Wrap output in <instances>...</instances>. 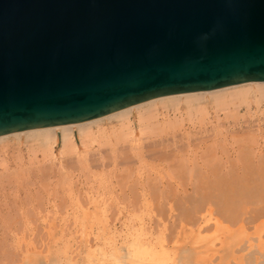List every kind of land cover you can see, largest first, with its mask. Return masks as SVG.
Instances as JSON below:
<instances>
[{
    "label": "water",
    "instance_id": "obj_1",
    "mask_svg": "<svg viewBox=\"0 0 264 264\" xmlns=\"http://www.w3.org/2000/svg\"><path fill=\"white\" fill-rule=\"evenodd\" d=\"M264 80V0H0V136Z\"/></svg>",
    "mask_w": 264,
    "mask_h": 264
},
{
    "label": "rangeland",
    "instance_id": "obj_2",
    "mask_svg": "<svg viewBox=\"0 0 264 264\" xmlns=\"http://www.w3.org/2000/svg\"><path fill=\"white\" fill-rule=\"evenodd\" d=\"M257 114L256 116L247 115L242 119V124L240 122L234 124V120L228 122L226 119H223L221 123L219 121L221 119L216 120L214 114H211L205 125L202 124V126L199 122L193 125L187 120L186 125L174 131L173 134L153 135V137L145 139L142 158L131 152L127 143H119L113 151L110 141L104 140L100 146L97 144L90 149L89 160L82 161V164L77 161L75 155H67L65 157L66 170L61 172L57 162L52 161L51 157L41 150H31L26 145L20 147L18 143L15 145L14 141L4 144L2 149L5 150L4 146L6 145L8 148L6 147L7 151L0 149V264H147V262L149 264H247L248 260V264L250 261V264H262L264 259L263 217L258 219L259 221H252L251 227V224H248L251 221L249 219L246 224L241 219L242 222L236 223L235 226V223H229L233 219L228 222L222 218L221 221L220 216L215 214L219 221L217 229L213 222L207 223L202 218L205 217L201 216L205 212L196 215V217L201 216L200 219L194 217L198 220V226L196 225L195 229L191 226L193 221H188L189 217L194 215L193 212H190V216L183 217L185 224L180 220L179 215L180 221L176 217L182 212L180 210L184 212L189 209L191 211L192 204L187 201V198L191 196L192 200L193 197L198 196L199 193H195L197 192L195 187L199 185L200 193L207 192L216 184L218 180L214 179L217 177L220 180L224 176L221 179L225 180L226 177L229 180L228 175L242 172L244 168H242L241 162L243 161L240 160L239 155H241L240 152L249 137H255L253 144L257 151L252 163L257 166L264 161L258 157L261 156L264 159V112ZM259 116L262 119H259ZM108 123L105 125H111L110 122ZM217 125V128H221L220 131L215 128ZM203 128L208 129V132H204ZM188 130L193 134L190 137L186 136ZM100 155H104L103 159ZM210 156L211 158L212 156L217 157L224 165L222 169H220L222 164L218 166L220 171L214 166L219 173L210 165L207 167V161L204 160ZM186 158L187 160L191 158L198 163L196 166L199 167L198 169L201 168V171L196 168L194 172H199V174L190 172V178L187 177L191 168L186 169V163L182 160ZM215 159L213 158V160ZM193 160L188 161L187 165L192 167ZM219 160L215 161L219 162ZM203 162L207 165H202ZM183 169H186L187 175ZM210 170L214 175L217 174L216 178L213 179L215 176L210 173L212 172ZM201 172L206 173L203 175L209 173L210 175L203 176ZM224 173L227 175L225 174V176ZM196 174L198 176L193 177ZM218 174H222L220 178ZM203 177L207 180L211 178L216 182L211 183L212 186L208 187L210 185L207 186L208 181ZM233 178L235 177H231L230 180L232 181ZM227 179L225 181H228ZM201 181H206L207 187L202 185ZM206 189L208 190L206 191ZM213 190L214 193H218V190ZM150 191L155 192L150 194ZM151 195L153 197L150 198ZM152 198L155 199L151 201L153 205L151 204L152 210H150L149 203L151 202L149 200ZM139 200L142 206L138 204ZM146 201L149 202L144 203ZM106 205L108 209L105 207ZM132 205H136V207L134 208ZM182 206L183 209H181ZM102 208L106 210L104 213ZM155 208V212H152ZM158 209L162 211L157 212ZM142 213L144 215H141ZM137 215L139 217H136ZM199 220H201L200 224ZM234 222L236 221L234 220ZM137 224L143 228H138L140 226ZM205 224L207 225L204 226ZM209 224L213 225L210 230ZM153 225L157 226L153 227ZM159 225L162 226H160L162 229ZM175 225H178L176 229L177 232L179 231L178 233L175 232ZM245 225H247V229ZM203 226L204 228L208 226L207 232L202 230ZM120 228L121 230L123 228V233ZM144 228L148 229L144 231ZM156 228L162 231L156 230ZM113 229H119L118 233L115 231L113 235ZM137 229L139 233L136 231ZM148 230L151 234L147 235L146 231L148 232ZM120 232L123 235L120 236ZM141 234L147 238L145 236L141 238ZM176 234V238H173ZM256 236L260 241L255 242ZM156 237L159 242L155 240ZM252 237L256 240H253ZM244 240L249 243L247 242L246 245ZM255 243H260L261 252L256 251L258 248ZM241 244H243L244 251L240 250L242 249ZM244 245L250 246L244 249ZM144 249L147 253L139 255ZM255 251L257 253H254ZM249 252L250 254H248ZM163 253L166 254L164 260L161 258ZM147 254H149V258Z\"/></svg>",
    "mask_w": 264,
    "mask_h": 264
},
{
    "label": "bare ground",
    "instance_id": "obj_3",
    "mask_svg": "<svg viewBox=\"0 0 264 264\" xmlns=\"http://www.w3.org/2000/svg\"><path fill=\"white\" fill-rule=\"evenodd\" d=\"M243 111H245V112H243ZM263 112H264V80H254V81L238 83V84H235V85H231V86H227V87H223V88H219V89H214V90L183 93V94L168 95V96H162V97L154 98V99H151L149 101H146V102L137 104L135 106L120 110L118 112L103 116L101 118H98V119L90 121V122L78 123V124H69V125H62V126H54V127H46V128H38V129H31V130H26V131L14 132V133H10V134H7V135H2V136H0V144H1L0 145L1 146L0 149L4 150V149H2L4 144H7L9 142L12 143L14 141L15 142L14 144L17 145L16 143H18L20 147H22L23 145H26L27 147H30L31 150L32 149L41 150L48 157H51L52 161L57 162L56 164L59 166V169H60V172H61L62 170H64V171L66 170L65 169V157L67 155H69V154L75 155L77 161L80 162V164H82L81 163L82 161L89 160L88 158H89V153L91 151L90 149L95 147L97 144L100 146L104 140L105 141H108V140L110 141V143L112 144L113 151H115V149H116V147H117V145L119 143H124V144L127 143L128 144L127 146H129L128 147L129 150H131V152L135 153L136 156L142 158L145 139L153 137V135L162 136V135H166V134H170V133L173 134L174 131L179 130L183 126H185L187 120H188V122L190 121V124L192 123L193 125H195V124H197L199 122V124H201V126H202V124L205 125L207 118L211 114H214V116L216 115V117H214V118H216V120L221 119V120H219V121H221V123H222L223 119L224 120L226 119L228 122H229V120H232V121L234 120L235 121L234 124L235 123H239V122H240V124H242V119L245 118L247 115L248 116L249 115L250 116H256V115H258L257 113L263 114ZM222 114H223V116H222ZM211 118H212V116H211ZM259 119H262L261 116H259ZM108 122H110L111 125H105ZM218 125L215 126V128L218 129V131H220L221 128H217ZM204 128H205V126H204ZM186 129H188V128H186ZM214 129L212 128V130H214ZM207 130L204 129V132L207 131ZM218 131H215V132H218ZM191 134L192 133L188 130L186 136L190 137V136L193 135V134L192 135ZM173 138H174V136H173ZM244 140H245V138H244ZM254 142H255V137H249V139H247V141H245L246 145L242 148V150L240 152L241 155H239V158H240L241 161H243L241 163L243 165L242 168H244V169H242V172L240 174H237V173L235 174L234 173V175L233 174L231 175L230 173H232L233 171L232 172H228L231 176L228 175L229 180L225 177V180L226 179L228 180V181H225V180L221 179V178H224V176L221 177V175L223 173L221 175L218 174L219 178L221 177L220 180H219L218 177L216 176L217 174L215 173V171H214V173L216 175H214L213 171L210 170V171H212L210 173H212L215 176V177H213V179L217 177L214 180H216V181L218 180V181L217 182L215 181L216 184H214L213 188H212L211 186H212L214 180L209 178V177H207V178H209L210 180H207L206 178L203 177L206 181H208L207 186L210 185L208 187H211L210 189L208 188L209 191H207L208 189H206V191L208 193L207 192H203V193L201 192L200 193V190H199L200 187L198 189L199 185L197 186V184L195 183L196 184L195 186H197L195 188L198 189V190L195 189V191H197V192H195V191L194 192L197 193V194L199 193L198 196L193 197L192 200H191V196H189L190 198H187L188 199L187 201L189 203H191L193 207L190 205L191 206L190 207L191 211L186 208L187 211L189 210L188 213H187V211H184L187 214L184 213L183 210L178 209V210H180L182 212H180V211H179L180 213L178 212L179 214H177V216H176L177 220H179L178 218L180 217L181 218L180 220L183 221L184 224H185V221H184L185 216L188 217V216H190L189 214H191L193 212L192 214H194L195 216L192 215L191 217H189V220H188V218H187V220L188 221L191 220V222L193 221V223H191V222H188V223H191L192 224L191 226L194 227V229H195L198 226V223H197L198 220L195 219L194 217H196V215H198V214L199 215L202 214V212H205L204 215H201V216H205V217H202V218H204V220L207 223L213 222L214 223L213 224L214 227L217 229L218 226H219V221H218V218L215 217L216 216L215 214H218L220 216L221 221H222V218H223L224 221L226 220L228 222H229V220L233 219L232 222L230 221L229 223H232V224L235 223L234 224L235 226L238 223H241L242 222L241 219H242L243 222H245L244 224H246L249 220H251V221H249L250 223H248V224L249 225L251 224V227H252V223H251L252 221L255 222L258 219L260 220V218H262V217L264 218V161H262L264 159L261 156H258V157L261 158L260 160L262 162L259 165H257V166H254V164L252 163L254 158H255V153L257 152L256 148L254 146L255 144H253ZM4 147H5V150L8 148L7 145L4 146ZM214 149H213V151H214ZM211 154L213 155V153H211ZM214 154H215V152H214ZM103 156H101L102 159H103ZM217 157L212 156V158H211V156H210L208 158V159L211 158L212 161H214V164H212L211 159L210 160H208V159L204 160V161H207L206 162L208 164L207 167H209V165H210V167L212 169H215V170H216V168L219 169L218 166H221L222 163L220 162V160ZM206 158H207V156H206ZM213 158L214 159L216 158L215 160H219V162H216L215 160H213ZM257 159L259 161V158H257ZM182 160H184V162L186 163L185 164L186 165V169L191 168V169H189L187 177L190 178V172L193 173V174L194 173H198L199 174V172H194V169H196V168L198 169L199 168L198 166H196L198 163H196L195 160L190 158V160H193L192 162H193V165L195 167L193 165H192V167L187 165V163L190 162V160H187V158L186 159H182ZM201 160H203V159H201ZM194 161H195V163H194ZM206 163H204L202 165H205ZM211 165H213V166H211ZM214 166L216 168H214ZM223 166L224 165L222 164L220 169H222ZM201 167H203V166H201ZM211 168H209V169H211ZM200 169H198V170H200ZM220 169H219V171H220ZM243 170H244V172H243ZM216 171H218V170H216ZM219 171H218V173H219ZM170 172H172V171H170ZM205 172H203V173L201 172L202 175L207 173V172L206 173ZM186 173H187V171H185V174ZM201 173L199 175L200 178L202 176ZM210 173L207 174V175L209 176ZM198 174L194 175L193 177H197ZM225 174L226 173H224V175ZM207 175H203V176H207ZM231 177H235V178H233V180L231 181L230 180ZM175 179H176V177H175ZM211 180H213V181H211ZM195 181H196V179H195ZM206 181H201V183H203L202 185L206 186ZM159 184H161V183H159ZM214 187H217V188H214ZM213 189L218 190V193L217 194L214 193ZM153 192H155V191H153ZM153 192H151L150 194H152ZM101 194H102V192H101ZM136 195H137V193H136ZM157 196H159V195H157ZM193 196H194V194H193ZM151 197H153V196L151 195L150 198ZM133 198H135V197H133ZM141 199H142V197H141ZM144 199H145V197H144ZM154 199L152 198L149 201L150 202L152 200L154 201ZM168 199L170 200V198H168ZM148 202L146 201L144 203H148ZM131 203H132V201H131ZM202 203H205L206 205L205 204H204L205 206L201 205ZM105 204H106V202L104 203V205ZM134 204H136L135 201H134ZM138 204L139 205L141 204L140 200H139ZM149 204H150V206H149L150 210H152V208H151V206L153 205L152 202L149 203ZM149 204H147V205H149ZM139 205L137 206L138 209L140 207ZM128 206H129V204H128ZM132 206L134 208L136 207V205L135 206L132 205ZM141 206H142V204H141ZM102 207H104V206H102ZM105 207L107 208V205ZM173 207L175 208V206H173ZM179 207H181V206H179ZM134 208H132V209H134ZM169 208H171V206H169ZM174 208H173V210H174ZM192 208H193V210H192ZM102 209H103V213H104L106 210H104V208H102ZM181 209H183V206H182ZM154 210H156V208L153 209L152 212H155ZM173 210H172V212H173ZM158 211H162V210L158 209L157 212ZM131 212L133 213L134 211H131ZM89 213H90V211H89ZM141 215H144V214L142 213ZM178 215H179V217H178ZM246 215H248L247 218H244ZM201 216H197V217H199V219H200ZM136 217H139V216L137 215ZM247 219H249V220H247ZM187 220H186V223H187ZM234 220L236 222H234ZM195 221H196V223H195ZM200 221L201 220H199V224H200ZM175 222L176 221H174V224H176ZM158 223H160V222H158ZM223 223H227V222H223ZM131 224H133V223H131ZM140 224H141V222H140ZM125 225H127V224H125ZM137 225L140 226L139 224H137ZM179 225H180V223H179ZM206 225L207 224H205L204 226H206ZM213 225H211V226H213ZM229 225L231 226V224H229ZM127 226H129V225H127ZM134 226H135V224H134ZM155 226H157V225H155ZM155 226L153 225V227H155ZM160 226L161 225H159V227ZM177 226L176 225L174 226L175 227V232H177V230H176ZM204 226H203V228H204ZM208 226H210V224ZM208 226H207V228H208ZM211 226L209 227V230H210V228L212 229ZM241 226L243 227L244 225L242 224ZM245 226H246V229H247V225H245ZM144 227H145V225H144ZM138 228L141 229L143 227L140 226ZM179 228H180V226H179ZM207 228H204L202 230L203 231L206 230L205 232H207V230H208ZM147 229L144 228V231L147 230ZM161 229H157L156 228V230H161ZM248 229H250V228L248 227ZM113 230H114L113 231V235H114V232L117 231V233H118L119 229L118 230L113 229ZM172 230H173V228H172ZM202 230H201V232H203ZM111 231H112V229H111ZM120 231H122V233H123V228H122V230L120 228ZM136 231L138 232V229ZM122 233L120 234V236L123 235ZM148 233L151 234L149 230H148V232L146 231L147 235H148ZM159 234L161 235V232ZM115 235H117V234L115 233ZM136 235H137V233H136ZM160 235H159V237H160ZM142 236H140V237L144 238L145 235L143 237ZM176 236H177V234L173 238H176ZM129 237H130V235H129ZM122 238H123V236H122ZM132 238H134V237H132ZM145 238H147V237L145 236ZM157 238L158 237H156L155 240H157ZM256 238H257V236H256ZM256 238H253V240L254 239L256 240ZM151 239H152V236H151ZM160 239H162V238H160ZM210 239H212V238H210ZM246 240H248V239H246ZM116 241H118V240H116ZM258 241H260L259 238H257V240L255 242H258ZM125 242H126V240H125ZM137 242H139V241H137ZM143 242H145V241H143ZM245 242H246V245L249 243L248 241H245ZM245 242H243V243L245 244ZM134 243H135V241H134ZM153 243H155V241ZM166 243H168V242H166ZM255 244H256L255 245L256 248H258V249H256V251L258 253L261 252L260 243L259 244L255 243ZM116 245H114V246H116ZM128 245H129V243H128ZM241 245H242V249H240V248L239 249L243 250V244H241ZM246 245H244L245 246L244 249H246V248H248L250 246V245L249 246H246ZM95 246H96V244H95ZM255 246H254V248H255ZM153 247L156 248L154 245H153ZM108 248H109V246H108ZM136 248H137V245H136ZM129 250H130V248H129ZM256 251L254 253H257ZM145 253H147L146 249L142 250L139 253V255L140 254L144 255ZM235 253H236V251H235ZM248 254H250V252ZM148 255L149 254H147V256ZM165 255L166 254L162 255V257H161L163 260L166 259ZM106 257H105V259H106ZM168 257H169V255H168ZM249 257H250V255H249ZM148 258H149V256H148ZM250 258H247V259H250ZM253 258H255V257H253ZM115 259H117V258H115ZM253 260H255V259H253ZM143 262L146 263V261H144V260H143ZM248 262H249V260H248ZM248 262H247V264H248ZM263 262H264V259H263ZM263 262H261V263L264 264ZM250 263H251V261H250ZM252 263H253V261H252ZM147 264H149V263L147 262Z\"/></svg>",
    "mask_w": 264,
    "mask_h": 264
}]
</instances>
